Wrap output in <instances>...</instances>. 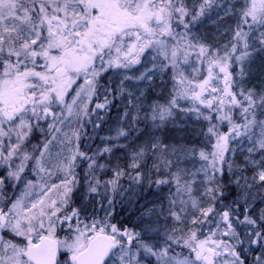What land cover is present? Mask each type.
I'll use <instances>...</instances> for the list:
<instances>
[{"label": "snow or ice", "instance_id": "snow-or-ice-1", "mask_svg": "<svg viewBox=\"0 0 264 264\" xmlns=\"http://www.w3.org/2000/svg\"><path fill=\"white\" fill-rule=\"evenodd\" d=\"M0 264H264V0H0Z\"/></svg>", "mask_w": 264, "mask_h": 264}]
</instances>
